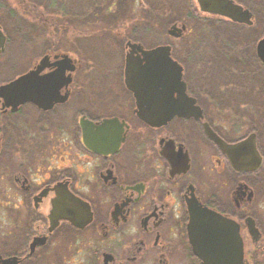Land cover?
<instances>
[{
  "label": "flooded vegetation",
  "instance_id": "obj_1",
  "mask_svg": "<svg viewBox=\"0 0 264 264\" xmlns=\"http://www.w3.org/2000/svg\"><path fill=\"white\" fill-rule=\"evenodd\" d=\"M188 2L201 19L253 32L248 50L227 45L222 56L245 55L264 72V0H230L249 11L250 24ZM176 25L184 28L174 39L188 32ZM127 42L112 87L119 97L74 104L73 57L57 100L12 106L0 95V264H264L261 122L252 124L238 100L202 103L187 83L199 116L143 121L124 80Z\"/></svg>",
  "mask_w": 264,
  "mask_h": 264
},
{
  "label": "rangeland",
  "instance_id": "obj_2",
  "mask_svg": "<svg viewBox=\"0 0 264 264\" xmlns=\"http://www.w3.org/2000/svg\"><path fill=\"white\" fill-rule=\"evenodd\" d=\"M188 1L0 0V28L6 36L0 81L30 68L45 51L67 54L78 63L74 104L85 108L93 100L123 94L112 87L120 81L126 39L146 48L170 44L185 83L202 103L211 98L222 108L230 100L247 104L250 122H261L264 151V72L253 71L257 65L245 55L240 61L222 56L227 45L248 50L253 32L201 19ZM177 23L185 24L188 32L174 39L167 29ZM195 31L196 38L191 35Z\"/></svg>",
  "mask_w": 264,
  "mask_h": 264
},
{
  "label": "water",
  "instance_id": "obj_3",
  "mask_svg": "<svg viewBox=\"0 0 264 264\" xmlns=\"http://www.w3.org/2000/svg\"><path fill=\"white\" fill-rule=\"evenodd\" d=\"M199 10L205 13L218 14L233 21L251 23L248 10L234 5L230 0H195ZM184 27L172 24L168 33L178 36ZM5 35L0 29V51L3 50ZM128 51L125 57L124 80L136 99L138 116L149 124H159L162 118L177 113L198 114L200 109L193 106L194 98L185 93V82L182 79V67L170 56L169 45H157L143 49L139 43L127 42ZM259 56L264 61V38L258 43ZM140 53L141 58L139 57ZM137 54L138 60L132 57ZM55 61L49 63V56L43 55L35 68L18 75L0 86V95L12 106L25 102L40 100L55 101L62 87L71 81L74 64L67 54L54 55ZM54 66L49 72L41 73L45 67ZM176 93V101L173 94ZM160 108L153 111L154 108ZM187 107L192 111H185ZM159 115L160 117H155ZM83 125V120H81Z\"/></svg>",
  "mask_w": 264,
  "mask_h": 264
},
{
  "label": "trees",
  "instance_id": "obj_4",
  "mask_svg": "<svg viewBox=\"0 0 264 264\" xmlns=\"http://www.w3.org/2000/svg\"><path fill=\"white\" fill-rule=\"evenodd\" d=\"M193 34H194L193 37L196 38V37H197V36H196V35H197V32H196V31H195V32H191V35H193ZM45 52L48 53V51H45ZM189 90H190V89H189Z\"/></svg>",
  "mask_w": 264,
  "mask_h": 264
}]
</instances>
